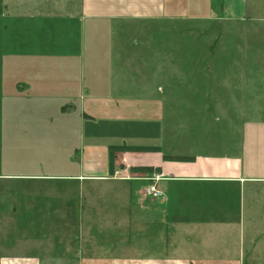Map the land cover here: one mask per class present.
Segmentation results:
<instances>
[{
  "label": "crops",
  "instance_id": "1",
  "mask_svg": "<svg viewBox=\"0 0 264 264\" xmlns=\"http://www.w3.org/2000/svg\"><path fill=\"white\" fill-rule=\"evenodd\" d=\"M219 1L0 0V264H236L263 239L264 122L215 119L252 115V80L174 43ZM110 147L158 148L127 156L162 196L111 178Z\"/></svg>",
  "mask_w": 264,
  "mask_h": 264
},
{
  "label": "rangeland",
  "instance_id": "2",
  "mask_svg": "<svg viewBox=\"0 0 264 264\" xmlns=\"http://www.w3.org/2000/svg\"><path fill=\"white\" fill-rule=\"evenodd\" d=\"M246 9V10H245ZM216 19L203 20L201 23L188 22L187 40L183 36L178 41L174 36V43H188L193 51H190V64L204 76H237L251 78V84H238L241 95L237 99L246 98L252 115L234 117H215L220 123L221 129L230 120L259 124L264 122V0H220L215 7ZM234 17H231L230 15ZM238 14V15H236ZM246 85V87H245ZM216 85L210 84L205 102L212 106V89ZM220 95L226 94L227 84H220ZM244 87L246 88L244 90ZM246 91V92H244ZM207 90H204V93ZM222 98V97H221ZM240 98V99H239ZM0 100H4L0 98ZM3 104V101H0ZM6 100L4 102V108ZM0 105V111H3ZM34 118V117H31ZM22 119V118H20ZM238 119V121H237ZM5 110L0 115V126L6 123ZM8 122L10 120L8 119ZM240 123V122H238ZM128 152H153V151H113V158L118 153L121 158L111 174V178L117 180L143 181L147 185L143 188L144 197L159 199L162 192L158 189L159 176L152 169L137 167V156H127ZM126 154V155H125ZM129 154V153H128ZM132 155V154H129ZM116 160V156L114 161ZM5 161V160H4ZM5 166V162H4ZM3 167V152L0 150V169ZM154 188L160 192V196L151 197L145 195L147 188ZM1 188V187H0ZM263 239H246L244 256H237L236 264H264V228L261 229ZM9 246V245H8ZM126 263V262H124Z\"/></svg>",
  "mask_w": 264,
  "mask_h": 264
},
{
  "label": "trees",
  "instance_id": "3",
  "mask_svg": "<svg viewBox=\"0 0 264 264\" xmlns=\"http://www.w3.org/2000/svg\"><path fill=\"white\" fill-rule=\"evenodd\" d=\"M153 151V152H156L158 151V148H155V147H145V148H138V147H110L109 148V151H110V154H109V171H110V174L113 173V162H114V158H113V154L112 152L113 151ZM164 160H177V161H187V160H190V159H187V158H173V157H167V156H164L163 157Z\"/></svg>",
  "mask_w": 264,
  "mask_h": 264
},
{
  "label": "built area",
  "instance_id": "4",
  "mask_svg": "<svg viewBox=\"0 0 264 264\" xmlns=\"http://www.w3.org/2000/svg\"><path fill=\"white\" fill-rule=\"evenodd\" d=\"M145 195H147V196H151V197H158V196H160L161 194H160V192L159 191H156L153 187L152 188H147L146 190H145Z\"/></svg>",
  "mask_w": 264,
  "mask_h": 264
}]
</instances>
